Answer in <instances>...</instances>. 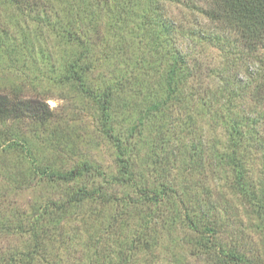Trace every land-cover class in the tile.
<instances>
[{"label":"trees","instance_id":"obj_1","mask_svg":"<svg viewBox=\"0 0 264 264\" xmlns=\"http://www.w3.org/2000/svg\"><path fill=\"white\" fill-rule=\"evenodd\" d=\"M167 1L181 0H0V19L6 16L13 21L10 27L12 24L5 25L0 20V50L5 51L12 62L18 63L22 51H29L33 38H51L57 46L70 48L64 70L54 76L63 83L78 84L84 94L97 104L102 130L117 153L120 175L113 179H121L129 187H134L142 197L133 204L121 202L119 205L127 210L133 207L146 211L130 236L122 238L117 235L115 228L120 222L115 218L106 230L95 231L94 235H88L81 242V231L88 233L87 229L83 226L74 230L68 221L75 214L81 215L78 210L89 201L100 200L104 204L101 182L108 176L101 167L87 160L71 168L43 165L33 152L32 141L28 137L23 135L17 139L9 137V134L4 141L0 140V149H20L23 159L32 165L30 170L34 169L44 181L72 183L84 176L90 178L86 184L74 189L67 200L42 202L35 211L25 212L15 227L23 234H29L28 245L0 264H72L68 253L76 243L86 249V264H136L139 253H144L147 259L153 256L159 245L157 233L160 228L190 231L195 252L206 255L212 264H256L240 243L224 244L221 241L218 221L204 207L184 209L179 191L170 182L160 180L141 184L136 181L133 161L128 156L131 141L123 133V125L117 127L114 116L117 94L124 90L118 88L119 84L123 85L119 80L125 78V84L128 76L122 75L101 85H94L91 81L90 73L101 58L92 38H115L112 46L107 43L102 59H124L126 71L131 67V82H136L141 74L157 73V85L149 97L155 110L163 111L168 99L182 100L194 72L188 54L177 46V38L195 32L183 31L177 21L170 18ZM183 1L190 9H199L203 17L216 26L212 32L200 33L201 38L213 39L211 41L220 47L234 39L245 50L243 58L246 65L248 61L255 63L246 68L243 76L223 78L224 105L215 106L210 97H200L214 109L215 124L225 132V141L222 142L225 145L216 140L208 146L213 149L216 174L227 173V187L241 197L243 206L259 220L263 233L264 0ZM23 25L24 30L21 28ZM19 33H22L20 41L17 40ZM243 90L255 103L254 107L236 106L237 97ZM191 95L193 97L194 93ZM51 114L49 104L41 96L27 98L21 90L15 92L14 89L0 88V124H5L10 118H26L44 125ZM219 146H222V151ZM200 147L203 152V142ZM251 163L252 167L258 165V183L250 179ZM84 222L87 223L86 220Z\"/></svg>","mask_w":264,"mask_h":264},{"label":"rangeland","instance_id":"obj_2","mask_svg":"<svg viewBox=\"0 0 264 264\" xmlns=\"http://www.w3.org/2000/svg\"><path fill=\"white\" fill-rule=\"evenodd\" d=\"M167 10L183 31L195 32L177 38V46L188 54L194 72L181 101L168 99L163 111L155 110L149 97L157 85V73L151 70V74H141L136 82H131V67L126 71L124 59H102L107 43L112 46L115 38H92L101 58L90 73L91 81L94 85H101L122 75L128 76L125 84V78L119 80L123 85L119 84L118 88L124 90L117 94L114 116L117 127L123 125L122 131L131 141L128 156L133 161L136 181L141 184L160 180L170 182L179 191L184 209L202 206L216 217L221 232L219 238L224 244L238 242L256 264H264V232L259 228V220L243 206L241 197L227 187V173L216 174L213 149L208 146L216 140L225 145L222 143L225 132L215 124L214 109L200 97H210L215 106L224 105L223 78L243 76L246 68L255 63L248 61L246 65L243 58L245 50L234 39L220 47L211 41L213 39L201 38L200 33L212 32L216 26L203 17L199 9H190L181 0L167 1ZM0 20L13 26V21L6 16ZM21 28L24 30V25ZM102 33L104 36V28ZM20 34L18 41L22 39ZM54 42L51 38H33L29 51H22L16 64L5 51L0 50V88L14 89L15 92L21 90L27 98L41 96L52 111L50 120L44 125L26 118H10L5 124H0V140L4 141L9 134V137L17 139L23 135L28 137L32 141L33 152L43 165L71 168L87 160L101 167L108 176L101 182L104 204L100 200L87 202L78 210L81 215L75 214L70 218L69 225L74 230L83 226L87 229L88 233L81 231L82 242L95 231L106 230L117 218L120 222L115 228L117 235L130 236L146 211L133 207L127 210L119 204H133L142 197L134 187H129L121 179H113L120 175L117 153L102 130L97 104L84 94L78 84L63 83L54 76L64 70L66 58L71 53L66 45L58 47ZM235 104L240 108L255 106L244 90ZM201 142L205 147L203 152ZM219 149L222 151V146ZM20 153V149L13 147L0 149V261L3 263L28 245L29 234H23L15 227L25 212L35 211L42 202L67 200L74 189L86 184L90 178L84 176L72 183L44 181L34 169L30 170L32 165ZM252 165L250 179L258 183V165ZM158 230L159 245L153 256L147 259L144 253H139L136 264H212L206 255L195 252L189 236L191 232L187 229ZM85 253L86 249L76 243L68 253L70 262L86 264Z\"/></svg>","mask_w":264,"mask_h":264}]
</instances>
